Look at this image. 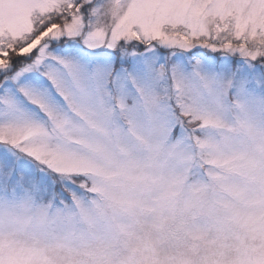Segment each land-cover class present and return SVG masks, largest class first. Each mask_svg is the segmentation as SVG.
Here are the masks:
<instances>
[{"label":"snow or ice","instance_id":"obj_1","mask_svg":"<svg viewBox=\"0 0 264 264\" xmlns=\"http://www.w3.org/2000/svg\"><path fill=\"white\" fill-rule=\"evenodd\" d=\"M0 264H264V0H0Z\"/></svg>","mask_w":264,"mask_h":264}]
</instances>
